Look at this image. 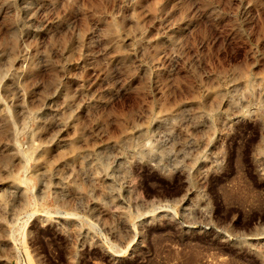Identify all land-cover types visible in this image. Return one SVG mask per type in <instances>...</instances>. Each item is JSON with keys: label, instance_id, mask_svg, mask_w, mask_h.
I'll return each instance as SVG.
<instances>
[{"label": "rangeland", "instance_id": "374dc122", "mask_svg": "<svg viewBox=\"0 0 264 264\" xmlns=\"http://www.w3.org/2000/svg\"><path fill=\"white\" fill-rule=\"evenodd\" d=\"M0 264H264V0H0Z\"/></svg>", "mask_w": 264, "mask_h": 264}, {"label": "bare ground", "instance_id": "6f19581e", "mask_svg": "<svg viewBox=\"0 0 264 264\" xmlns=\"http://www.w3.org/2000/svg\"><path fill=\"white\" fill-rule=\"evenodd\" d=\"M69 38V37H68ZM63 46V45H62ZM4 76V75H3ZM22 102V101H21ZM23 132V131H22ZM154 143V142H153ZM123 145V144H122ZM16 146V145H15ZM149 146V145H148ZM149 152V151H148ZM34 154V153H33ZM106 156V155H105ZM19 157H20V155H19ZM32 158H33V156H32ZM60 158V157H59ZM158 158V157H157ZM102 160V159H101ZM57 161V160H56ZM68 163V162H67ZM101 163V162H100ZM103 164V163H102ZM125 164V163H124ZM48 166V165H47ZM104 167V166H103ZM99 168V167H98ZM106 170V169H105ZM62 174V173H61ZM50 176V175H49ZM58 177V176H57ZM61 180V179H60ZM72 183V182H71ZM114 191V190H113ZM5 203V202H4ZM4 205V204H3ZM118 213V212H117ZM119 218V217H118ZM73 228V227H72Z\"/></svg>", "mask_w": 264, "mask_h": 264}]
</instances>
